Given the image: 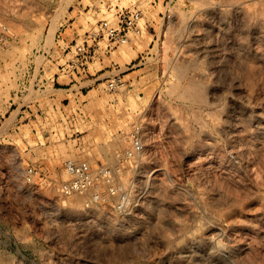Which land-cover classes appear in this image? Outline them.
Here are the masks:
<instances>
[{
	"label": "rangeland",
	"instance_id": "obj_1",
	"mask_svg": "<svg viewBox=\"0 0 264 264\" xmlns=\"http://www.w3.org/2000/svg\"><path fill=\"white\" fill-rule=\"evenodd\" d=\"M116 6L142 37L37 91ZM263 119L264 0H0V264H264ZM67 162L109 175L59 199Z\"/></svg>",
	"mask_w": 264,
	"mask_h": 264
},
{
	"label": "built area",
	"instance_id": "obj_2",
	"mask_svg": "<svg viewBox=\"0 0 264 264\" xmlns=\"http://www.w3.org/2000/svg\"><path fill=\"white\" fill-rule=\"evenodd\" d=\"M115 8L116 12L111 18L100 21L97 29L85 34L82 43H74L73 41L67 46L61 47L64 57L60 59L65 62L58 65V68L63 74L76 77L77 79H86L89 76H93L89 72L90 66L97 60L101 61L102 55H108L116 46L131 44L134 39L142 37L143 11L137 7L116 6ZM104 41L108 43L106 47L101 46ZM47 57L49 58V55ZM74 82L76 83L75 80L71 81V83ZM108 82L109 90L113 91L122 83V79L119 75H114ZM60 85L62 86V84ZM53 86L56 87L57 84ZM40 88L45 90V87L41 86ZM142 150L143 145L140 139L136 138L134 151L129 154H140ZM64 167L70 179L57 185L59 199H68L74 195L89 192L98 187L99 177L106 178L109 175L106 168L93 169L88 162H67ZM23 173L26 183L30 185L36 184L37 180L44 179V173L33 166L23 168ZM112 190L110 192H114Z\"/></svg>",
	"mask_w": 264,
	"mask_h": 264
},
{
	"label": "crops",
	"instance_id": "obj_3",
	"mask_svg": "<svg viewBox=\"0 0 264 264\" xmlns=\"http://www.w3.org/2000/svg\"><path fill=\"white\" fill-rule=\"evenodd\" d=\"M70 30L72 31V29H70ZM75 36L76 35L74 33H73L72 37H65L63 35L62 36L63 37L62 40H63V42H69V43H71V42L74 41L73 39H74ZM51 58H52V60H49L48 59V62L49 63L52 62V66L50 65V68H52L53 66H55V65H57V64L60 63V61L58 62L56 60V58H54V55H52ZM42 71H44L45 74L40 76V78L38 79V84H37V86H39V88H38L37 91H40L41 90V92L47 91L48 88H49V86H50V84L52 83L53 85L54 84H57L60 87L59 89H57V87H54L52 85V88H55L53 90V92L54 91H57V90L68 91L69 92V91L73 90V88L75 86H77L79 88L78 91H77V93L78 94L80 93L81 95H84V92H86V87H80V85L81 84H84V83H86L88 81H90V80H84L83 78H78V81L76 83H74L73 85H71L70 84L71 82L70 83L69 82L68 83H63V82L60 81L62 79V76H64L66 78V80H67V76L64 75L60 71L59 68H58V71L57 72H55L53 75L50 76V78L45 77V75L47 73V69L46 68H44ZM51 72H52V70H51ZM32 81H33V79H30V75L26 76V78L23 77L21 79V81H20V83L18 85L19 88H18V90H16L15 97L13 98V103H11V105H15V104L18 105L17 108H16V110L19 109L20 105H22L24 103L25 98L30 94V88L32 86ZM60 84H62V86ZM40 86L45 87V90L41 89ZM77 93H76V96L78 95ZM78 96H80V95H78ZM15 99H18V102ZM37 103H39V102H37ZM24 108H25V106H22V108H21V114L27 112L26 110H24Z\"/></svg>",
	"mask_w": 264,
	"mask_h": 264
},
{
	"label": "bare ground",
	"instance_id": "obj_4",
	"mask_svg": "<svg viewBox=\"0 0 264 264\" xmlns=\"http://www.w3.org/2000/svg\"><path fill=\"white\" fill-rule=\"evenodd\" d=\"M263 120H264V119H263ZM258 123H260V122H258ZM261 124H262V123H261ZM263 125H264V123H263ZM261 126H262V125H261ZM263 128H264V126H263ZM260 129H261V128H260ZM109 186H110V184H109ZM109 192H110V191H109ZM75 196H76V195H75ZM101 200H102V199H101ZM101 200H100V201H101ZM99 203H100V202H99ZM205 239H206V238H205ZM193 242H195V241H193ZM199 242H200V241H199ZM200 243H201V242H200ZM202 243H203V242H202ZM198 244H199V243H198ZM197 247H198V246H197ZM200 247H202V246H200ZM203 247H204V246H203ZM204 248H207L206 245H205ZM215 248H216V247H215ZM196 249H197V248H196ZM200 249H202V248H200ZM200 249H199V250H200ZM208 249H210V250L213 251V252H214V250H215V249L213 250V248H208ZM216 249H217V248H216ZM197 250H198V249H197ZM207 251H208V250H207ZM218 251H219V250H218ZM233 251H234V250H233ZM202 252H203V251H202ZM223 252H224V251H223ZM225 252H226V251H225ZM225 252H224V253H225ZM206 255H207V254H206ZM189 256H190V255H189ZM200 256H201V255H200ZM202 257H203V256H202ZM209 257H210V256H209ZM203 258H204V257H203ZM191 259H192V258H191ZM214 259H215V258H214ZM214 259H213V260H214ZM208 261H209V260H208Z\"/></svg>",
	"mask_w": 264,
	"mask_h": 264
}]
</instances>
